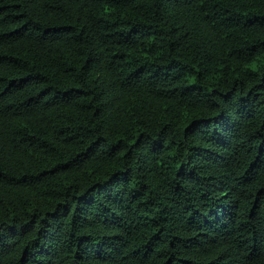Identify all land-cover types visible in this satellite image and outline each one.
Masks as SVG:
<instances>
[{
  "label": "trees",
  "instance_id": "1",
  "mask_svg": "<svg viewBox=\"0 0 264 264\" xmlns=\"http://www.w3.org/2000/svg\"><path fill=\"white\" fill-rule=\"evenodd\" d=\"M0 264H264V0H0Z\"/></svg>",
  "mask_w": 264,
  "mask_h": 264
}]
</instances>
